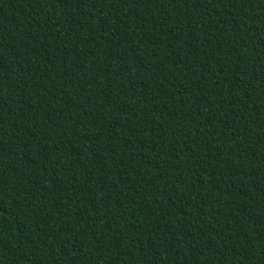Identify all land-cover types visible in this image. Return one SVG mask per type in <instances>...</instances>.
Listing matches in <instances>:
<instances>
[{
    "label": "trees",
    "instance_id": "16d2710c",
    "mask_svg": "<svg viewBox=\"0 0 264 264\" xmlns=\"http://www.w3.org/2000/svg\"><path fill=\"white\" fill-rule=\"evenodd\" d=\"M0 264H264V0H0Z\"/></svg>",
    "mask_w": 264,
    "mask_h": 264
}]
</instances>
